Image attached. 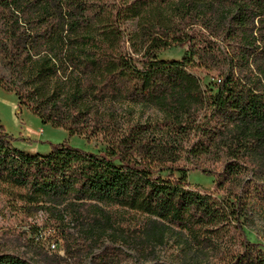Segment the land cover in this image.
<instances>
[{"label":"trees","instance_id":"1","mask_svg":"<svg viewBox=\"0 0 264 264\" xmlns=\"http://www.w3.org/2000/svg\"><path fill=\"white\" fill-rule=\"evenodd\" d=\"M93 1L0 0V56L10 72L0 87L70 136L88 134L100 105L154 107L164 121L137 124L105 152L60 143L44 155L21 150L0 121V194L24 213L48 214L46 223L68 246H77L73 227L91 253L104 247L92 264H128L129 250L145 257L130 264H159L143 251L171 236L185 247L223 245L250 203L192 188L190 169L175 165L176 150L196 159L225 156L223 189L248 164L264 163V90L256 76L264 73V0H125L116 15L94 10ZM133 19L145 41L141 59L121 50V26ZM211 19L240 48L232 69L205 87L194 70L210 64V54L180 25ZM186 45L181 60L157 57ZM187 140L190 147L179 148ZM115 217L142 228L126 237ZM109 238L108 247L97 243ZM240 241L225 264H264L263 246L245 233ZM0 264L35 263L0 252Z\"/></svg>","mask_w":264,"mask_h":264},{"label":"rangeland","instance_id":"2","mask_svg":"<svg viewBox=\"0 0 264 264\" xmlns=\"http://www.w3.org/2000/svg\"><path fill=\"white\" fill-rule=\"evenodd\" d=\"M123 1L125 0H94L92 4L94 10L100 12L109 10L116 15ZM191 24L189 20L181 23L180 32L194 36L197 34L199 36L198 46L210 54L207 58L210 64L194 70L197 78L202 80L203 86L209 87L221 78V71L229 72L232 69L231 59L240 47L237 41H232L228 35L225 36L221 27L215 24L214 19L207 20L204 22L205 25ZM121 29L123 31L121 50L129 53L134 59H141L144 54L145 41L141 37L137 20L125 21ZM189 49V45L181 48L173 46L166 52L159 53L157 57L164 61L181 60L187 55ZM216 59L220 61L217 62ZM6 65L7 62L0 56V81L3 82H7L10 78ZM234 72L238 73L237 69ZM246 73L248 76L251 75L249 72ZM256 76L260 78L264 90V73L257 72ZM96 111L90 118L87 135L70 136L67 130L54 128L50 124H42L41 120L30 110L19 108L14 92L0 87V121L5 131L17 139L15 145L27 153L44 155L51 151L52 146L60 143H67L89 152H105L110 146L112 147L111 140L122 132L124 134L130 131L137 124L164 121L162 114L156 108L128 103L112 105L110 109L100 105ZM110 112L115 114L113 119L109 118ZM191 143L187 140L183 145L178 146L182 149L188 148ZM172 149L176 150V148ZM176 152H178L176 157L180 160L175 165L190 169L187 182L192 188L209 191L214 197L220 199L233 198L235 194H239L250 204L246 215L240 221L235 222L234 230L228 234L223 245L218 243L216 247L210 245L200 249L191 242L185 247L186 245H182L180 239L171 236L163 240L162 244L158 243L154 249L144 250L146 258L153 259L159 264H225L227 257L239 250L243 233L249 240L264 247V163L261 166L248 164L239 181L224 184L223 189L222 186L221 188L218 186V175L223 172L227 161L225 156L216 154L196 159L188 157L181 150H176ZM203 170L213 176L202 172ZM16 206L19 204L13 203L5 195L0 194V252L2 253L19 255L35 264H92L93 256L100 254L104 248L100 250L95 248L92 256L91 249L84 245L82 233L73 227L69 229V233L75 238L77 246L70 247L63 239H59L60 236L58 237V234L54 232L56 230L46 223L49 219L48 214L45 215L42 212L27 214L17 209ZM116 221L123 228L122 234L126 237L127 235L133 237L135 231L142 228L128 218L122 220L117 218ZM97 243L108 247L110 238ZM129 252L132 257L127 259L128 264L131 261H144L145 257L139 252L130 250Z\"/></svg>","mask_w":264,"mask_h":264}]
</instances>
